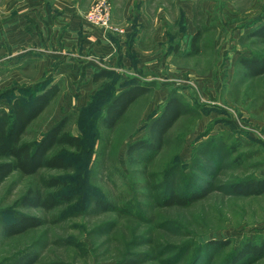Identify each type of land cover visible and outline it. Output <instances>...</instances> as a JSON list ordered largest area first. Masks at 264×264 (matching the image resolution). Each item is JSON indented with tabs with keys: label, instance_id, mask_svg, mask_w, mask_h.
<instances>
[{
	"label": "rangeland",
	"instance_id": "rangeland-1",
	"mask_svg": "<svg viewBox=\"0 0 264 264\" xmlns=\"http://www.w3.org/2000/svg\"><path fill=\"white\" fill-rule=\"evenodd\" d=\"M109 1L113 22L125 33L107 34L113 42H124L126 51L118 49L121 60L115 63L97 60L111 73L105 81L90 86L85 80L54 83L60 93L22 142L35 144L67 117L66 130L83 135L87 145L81 151L56 148L71 162L69 170L41 169L30 176L15 172L1 185L0 264L26 254L38 256L35 264H116L124 259L229 264L245 243L264 241V195L242 197L228 189L232 182L264 178V75L247 78L240 64L242 58L264 55V41L253 35L264 25V0ZM43 2L31 12L40 13L35 19L28 0H0V43L14 28L36 36L40 22L48 29L46 45L60 51L69 28L64 15L72 7L83 14L80 50L92 30H99L86 20L97 0ZM61 17L57 32L55 21ZM197 32L200 40L192 47ZM125 55L130 60H122ZM7 73L4 69L0 74V109L9 110L15 96L36 87L22 80L8 85ZM131 83L149 84L151 91L113 130L104 129L101 117L108 99ZM173 95L189 111L169 131L162 150L150 160L128 157V146L149 139L153 119ZM52 177L67 182L72 201L51 210L18 204L29 189L57 194L42 184ZM207 186L209 195L190 206L163 203L168 189ZM98 200L109 208L97 207ZM19 214L41 225L6 236L5 225ZM216 241L229 245L215 250L209 244ZM254 264H264V258Z\"/></svg>",
	"mask_w": 264,
	"mask_h": 264
},
{
	"label": "trees",
	"instance_id": "trees-1",
	"mask_svg": "<svg viewBox=\"0 0 264 264\" xmlns=\"http://www.w3.org/2000/svg\"><path fill=\"white\" fill-rule=\"evenodd\" d=\"M264 41V25L253 33ZM200 33L197 32L192 39V47L197 46ZM247 78H256L264 75V55L240 59ZM111 73L100 70L94 74V82L108 79ZM110 89H115L111 86ZM108 99L101 124L106 130H113L126 115L130 107L141 97L151 91L149 84L131 83L117 91ZM110 92V91H109ZM60 93V86L45 84L35 89L28 88L22 95L15 96L11 101L9 110L0 109V187L15 172L30 176L37 174L41 169L69 170L71 162L58 147H69L81 151L87 145V138L83 135H74L66 130L68 123L64 117L53 125L35 144L23 143L22 138L30 125L38 119L52 101ZM103 95H108L106 92ZM110 96V95H109ZM100 99V98H99ZM93 102L91 105H96ZM92 108V107H91ZM189 107L178 97L171 96L162 110L149 127V139L138 140L127 148L128 157H147L152 159L162 150L166 136L181 117L187 114ZM42 184L48 189H57V194L44 195L40 189H29L18 204L26 208L54 209L69 203L72 198L67 194V182L62 178L52 177L43 179ZM189 188V187H188ZM178 192L177 189H168L163 203L165 206L187 207L206 198L209 188L192 187ZM228 189L233 195L252 197L264 195V178L232 182ZM96 206L108 209L105 201L98 200ZM41 222L27 215H17L14 222L5 225L3 232L6 236L13 237L23 234L30 229L39 227ZM213 249L220 250L227 247L228 242L216 241L209 244ZM37 255L26 254L14 259L10 264H35ZM264 258V241L260 244L245 243L228 260L229 264H254ZM116 264H137L134 259H124Z\"/></svg>",
	"mask_w": 264,
	"mask_h": 264
},
{
	"label": "crops",
	"instance_id": "crops-1",
	"mask_svg": "<svg viewBox=\"0 0 264 264\" xmlns=\"http://www.w3.org/2000/svg\"><path fill=\"white\" fill-rule=\"evenodd\" d=\"M43 3V0H28L30 17H39L38 11L33 15L31 12L38 10ZM70 10L69 14L64 15L67 17L66 21L69 28L64 40L65 47H60V51H58V47L53 48L52 44L46 45L48 40V38L46 39V31L48 29L43 23L39 22L40 27H38L36 36L34 32H29L26 28L22 31L18 28L8 31L5 44L0 43V74L4 69H7V74L10 75V84L8 85L14 84L13 82L16 80L17 82H19L18 80L26 81L27 87H37L48 83L51 86L58 80L80 82L85 80L87 86H90L94 83L96 72L103 69L107 70L105 65L97 62L99 58L112 60L113 63L116 60H121L117 52L120 49L121 54L125 53V43L120 42V40H118L119 43L113 42L110 35L108 36L101 29L92 30L90 37L83 45V50H80L77 42L83 22V14L76 7H72ZM63 18L55 21L54 29L57 32L61 28L59 24ZM30 20L35 23L34 19L30 18ZM89 51L90 53H87ZM122 60L128 61L130 59L125 55ZM144 60L146 59L144 58ZM150 60L153 59L150 58ZM48 74L49 77H47Z\"/></svg>",
	"mask_w": 264,
	"mask_h": 264
},
{
	"label": "built area",
	"instance_id": "built-area-1",
	"mask_svg": "<svg viewBox=\"0 0 264 264\" xmlns=\"http://www.w3.org/2000/svg\"><path fill=\"white\" fill-rule=\"evenodd\" d=\"M89 24L101 29L105 33L122 35L125 30L113 22L112 5L109 0H97L86 14Z\"/></svg>",
	"mask_w": 264,
	"mask_h": 264
}]
</instances>
